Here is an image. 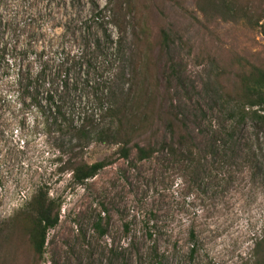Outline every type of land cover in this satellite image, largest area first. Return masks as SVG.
<instances>
[{"label": "rangeland", "instance_id": "rangeland-1", "mask_svg": "<svg viewBox=\"0 0 264 264\" xmlns=\"http://www.w3.org/2000/svg\"><path fill=\"white\" fill-rule=\"evenodd\" d=\"M129 1L120 12L119 0H0V223L45 187L62 211L41 264L251 263L264 231V133L215 87L204 49L230 55L172 3L132 0L130 10ZM145 5L171 25L158 85L163 112L190 141L173 145L169 126L156 125L146 137L156 152L141 161L136 151L120 158L103 134L116 126L104 107L141 86ZM232 28L221 24L218 36L230 42ZM261 42L252 34V52ZM86 121L81 135L74 128ZM108 157L84 183L66 168Z\"/></svg>", "mask_w": 264, "mask_h": 264}, {"label": "trees", "instance_id": "trees-1", "mask_svg": "<svg viewBox=\"0 0 264 264\" xmlns=\"http://www.w3.org/2000/svg\"><path fill=\"white\" fill-rule=\"evenodd\" d=\"M126 1L128 0H119L118 11L122 12L127 5ZM163 1L172 3L189 15L199 25L202 33L218 37L220 46L223 45V50L230 56L222 60L216 58L211 49L209 53L208 49H204L207 54L204 61L209 59L214 69V85L227 98L241 103L244 111L251 114L264 133V0H191L193 10L186 7L187 0ZM131 4L132 0L129 1L130 10ZM145 7L149 13L144 17L145 22L137 33L140 43L145 46L142 58L145 70L141 86L133 97L127 96L120 105L104 107L106 114L115 118L116 126L103 134L109 143L118 146L115 153L120 158L129 159L132 151H136L141 161L150 159L156 152L151 138L146 139L148 131L153 133L156 125L165 122L169 126L173 134V145L189 144L190 141V135L179 129L172 113L163 112V98L158 85L156 68L169 48L171 25L165 18H154L152 8L148 5ZM153 20L156 21L155 28L150 27ZM124 22L121 20L119 26L123 27ZM223 23L234 25L230 30L233 31L230 42L223 41L218 36V28ZM254 33L262 36V42L260 48L252 52L251 36ZM17 82L22 83L20 77ZM26 88H32L31 81H28ZM105 94L102 92L96 99L102 105ZM49 99L50 111L57 109L59 106H55L58 104L54 95H50ZM54 112L57 119L64 115L60 108ZM88 123L86 121L74 129L79 134L86 135L89 132ZM168 147L172 152L175 151L173 146ZM113 160L108 157L90 164L71 159L66 168L72 172L76 182L84 183L112 164ZM61 211L62 204L50 197L47 188L39 187L23 208L16 211L11 219L0 223V264H41L49 232L59 225ZM100 226L101 223H97V227ZM253 254L254 259L247 264H264V231L255 241Z\"/></svg>", "mask_w": 264, "mask_h": 264}]
</instances>
